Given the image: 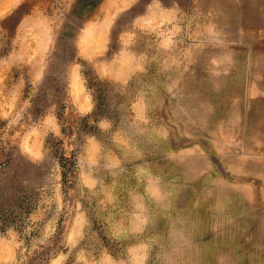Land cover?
Returning a JSON list of instances; mask_svg holds the SVG:
<instances>
[{"label": "rangeland", "instance_id": "rangeland-1", "mask_svg": "<svg viewBox=\"0 0 264 264\" xmlns=\"http://www.w3.org/2000/svg\"><path fill=\"white\" fill-rule=\"evenodd\" d=\"M0 264H264V0H0Z\"/></svg>", "mask_w": 264, "mask_h": 264}, {"label": "crops", "instance_id": "crops-1", "mask_svg": "<svg viewBox=\"0 0 264 264\" xmlns=\"http://www.w3.org/2000/svg\"><path fill=\"white\" fill-rule=\"evenodd\" d=\"M156 4H158L157 5V7H159V2H157ZM152 7H154V6H151V7H149V9H148V11L150 10V8H152ZM157 7H156V10H155V12L157 11ZM157 15V13H151L149 16H147L146 17V19H149V20H155L158 16H156ZM107 17H110V16H108V15H106ZM21 23H23V21L21 22ZM103 26V25H102ZM83 33H84V38L86 39L87 38V36H88V34H89V30L88 29H86V30H83ZM93 44V45H92ZM90 46H91V51L92 50H94L95 48H97L96 47V45H94V43H92ZM88 48V47H87ZM84 100V102H82V100ZM81 102L82 103H79V107H80V110H82V111H88L89 110V106H88V102H87V100H86V98H84V96L82 95V97H81Z\"/></svg>", "mask_w": 264, "mask_h": 264}]
</instances>
